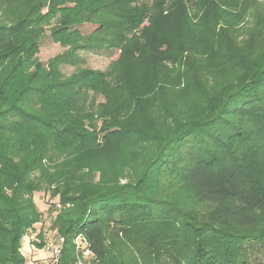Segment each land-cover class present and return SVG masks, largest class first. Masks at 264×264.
<instances>
[{
	"label": "trees",
	"instance_id": "obj_1",
	"mask_svg": "<svg viewBox=\"0 0 264 264\" xmlns=\"http://www.w3.org/2000/svg\"><path fill=\"white\" fill-rule=\"evenodd\" d=\"M160 3L0 0V264L26 262L23 238L42 218L35 193L56 200L55 264H77L84 251L92 264H264V230L250 213L263 199L249 171L264 151V56L210 111L167 134L131 128L93 101L108 100ZM48 37L66 50L43 64ZM102 51L117 52L107 71L81 69L80 53ZM101 119L107 130L97 132Z\"/></svg>",
	"mask_w": 264,
	"mask_h": 264
},
{
	"label": "rangeland",
	"instance_id": "obj_2",
	"mask_svg": "<svg viewBox=\"0 0 264 264\" xmlns=\"http://www.w3.org/2000/svg\"><path fill=\"white\" fill-rule=\"evenodd\" d=\"M160 2L142 31L140 52L117 65L118 81H112L108 100L101 94H93V101L105 103L115 113L122 112L131 128L167 134L184 120L210 111L243 70L254 68L263 58L264 0ZM57 17L50 19L51 26H57ZM77 29L86 34L93 28L84 25ZM65 50L48 37L40 43L37 58L45 64ZM80 55L81 69L99 71H107L117 58V52L105 51ZM73 70L70 66L61 67L64 75ZM94 128L97 132L107 130L106 120L94 121ZM118 160L106 163L115 165ZM249 171L263 199L260 207L250 211L258 220V233H261L264 230V151L255 158ZM189 193L182 194L186 202L188 198H195L193 191ZM33 201L42 218L22 240L25 264H55L48 247L58 234L51 230L52 214L48 209L56 200L35 193ZM226 202L234 204L233 199ZM197 208L207 214L215 206L200 203ZM29 236L38 241L27 245ZM39 244L42 246L38 247ZM83 263L92 264L91 259H83Z\"/></svg>",
	"mask_w": 264,
	"mask_h": 264
},
{
	"label": "built area",
	"instance_id": "obj_3",
	"mask_svg": "<svg viewBox=\"0 0 264 264\" xmlns=\"http://www.w3.org/2000/svg\"><path fill=\"white\" fill-rule=\"evenodd\" d=\"M35 241H38L37 238H35L33 236H29V239L26 242L28 245L29 243H33ZM63 242H64L63 238L57 236L55 238V240L49 244L48 250L50 252V255L53 257L54 262L57 261L59 255H60V251H61V247H62ZM75 243L78 245V239L75 240ZM24 247L22 246V250H24ZM90 258H92V255L88 251H84L81 254V256H78L77 264H84L83 259H90Z\"/></svg>",
	"mask_w": 264,
	"mask_h": 264
}]
</instances>
